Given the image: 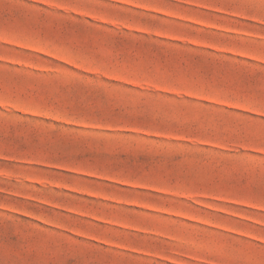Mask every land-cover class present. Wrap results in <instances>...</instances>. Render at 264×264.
<instances>
[{
  "label": "rangeland",
  "instance_id": "obj_1",
  "mask_svg": "<svg viewBox=\"0 0 264 264\" xmlns=\"http://www.w3.org/2000/svg\"><path fill=\"white\" fill-rule=\"evenodd\" d=\"M0 264H264V0H0Z\"/></svg>",
  "mask_w": 264,
  "mask_h": 264
}]
</instances>
